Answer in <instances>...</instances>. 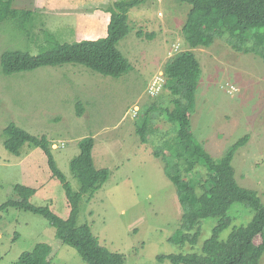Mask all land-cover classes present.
Masks as SVG:
<instances>
[{"label":"rangeland","instance_id":"rangeland-1","mask_svg":"<svg viewBox=\"0 0 264 264\" xmlns=\"http://www.w3.org/2000/svg\"><path fill=\"white\" fill-rule=\"evenodd\" d=\"M116 1L12 0L14 8L31 10L32 15L29 21L9 18L0 22V205L18 198L14 187L23 184L36 189L30 199L33 204L49 205L64 219L70 215L66 189L52 175L43 149L25 144L22 154L16 155L4 146V129L9 123L50 139L56 163L74 192L79 191L80 181L70 163L80 152L81 139L92 136L95 166L108 168L110 173L100 189L81 200L77 224L90 225L103 246L123 253L124 264H173L158 256L200 252L217 223L212 217L203 219L196 245L170 241L181 225L183 208L163 161L154 154L173 135V125L159 107L173 104L164 85L155 86L159 91L154 93L150 89L157 76L165 77L169 59L188 48L183 26L191 5L178 0H143L132 7L130 30L118 48L133 67L119 77L75 63L8 75L1 66V55L8 50L35 55L52 47L53 38L73 42L104 37L111 19L109 8ZM194 52L202 74L191 130L216 159L249 134L233 165L240 185L258 191L264 202V60L236 51L226 37ZM155 102L153 130L144 143L137 125ZM229 214L234 219L222 232L223 239L234 226L249 222L253 210L236 203ZM39 243L52 246L50 264H87L74 247L57 237L43 214L15 207L0 209V264H15L23 252ZM260 264H264V253Z\"/></svg>","mask_w":264,"mask_h":264},{"label":"trees","instance_id":"trees-1","mask_svg":"<svg viewBox=\"0 0 264 264\" xmlns=\"http://www.w3.org/2000/svg\"><path fill=\"white\" fill-rule=\"evenodd\" d=\"M142 1H116L109 8L111 19L104 37L73 42H60L53 38L52 47L35 55L21 49L4 52L1 55L3 73L8 75L64 63L82 64L113 77L129 72L133 65L118 48V43L130 30L129 10ZM178 1L191 5L183 26L188 48L175 53L164 67V86L171 94L173 106L159 108L163 117L173 125V135L165 138L154 152L163 161L165 173L176 186L183 208L181 225L170 241L181 246L186 243L196 245L203 219L212 217L217 223L211 236L201 245L200 252L162 254L158 258L170 259L173 264H260L264 253V202L258 191L240 185L233 165L237 151L248 142L250 135L245 134L231 145L225 155L216 159L194 136L191 117L202 74L194 49L210 47L217 38L226 37L236 51L255 54L264 60V0ZM31 15V10L14 8L12 0H0V22L9 18L29 21ZM80 103L78 113L82 114ZM157 108L156 102L151 104L138 122L137 132L144 143L148 142L149 132L153 130L152 112ZM4 134V146L13 154L21 155L25 144L43 149L52 175L66 189L70 215L64 219L49 205L33 204L30 199L36 189L23 184L14 187L18 198L2 203L0 209L15 207L43 214L56 229L57 237L74 247L87 264H124L126 257L123 253L103 246L90 225L77 224L81 200L90 191L100 189L110 173L108 168L95 166L94 138L81 139L80 152L71 160L70 168L80 181L79 191L74 192L56 163L51 141L46 135L31 134L15 122L8 124ZM236 203L253 210V216L246 224L234 226L223 239L222 232L231 226L234 219L229 211ZM52 253L50 244L39 243L33 250L23 252L15 264H50Z\"/></svg>","mask_w":264,"mask_h":264},{"label":"built area","instance_id":"built-area-1","mask_svg":"<svg viewBox=\"0 0 264 264\" xmlns=\"http://www.w3.org/2000/svg\"><path fill=\"white\" fill-rule=\"evenodd\" d=\"M165 83V77L163 76H157L153 82L152 85H154V87H152L150 90L152 93H154L155 91H159L155 88V86H157L158 88L162 87Z\"/></svg>","mask_w":264,"mask_h":264}]
</instances>
